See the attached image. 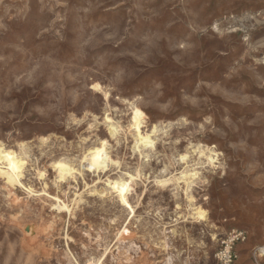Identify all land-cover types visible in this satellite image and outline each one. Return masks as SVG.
Instances as JSON below:
<instances>
[{"label":"rangeland","instance_id":"rangeland-1","mask_svg":"<svg viewBox=\"0 0 264 264\" xmlns=\"http://www.w3.org/2000/svg\"><path fill=\"white\" fill-rule=\"evenodd\" d=\"M0 148V264H264V0H0Z\"/></svg>","mask_w":264,"mask_h":264},{"label":"bare ground","instance_id":"bare-ground-1","mask_svg":"<svg viewBox=\"0 0 264 264\" xmlns=\"http://www.w3.org/2000/svg\"><path fill=\"white\" fill-rule=\"evenodd\" d=\"M111 126V125H110ZM117 126V125H116ZM118 127V126H117ZM113 128V127H112ZM111 128V129H112ZM114 129V128H113ZM141 139H138L137 141L139 142ZM136 141V142H137ZM136 146V145H135ZM104 147H95L92 150H90L85 156H83V158L81 159L80 163H79V169L83 168H88L89 170H94V171H99V170H103L106 168V166L108 165L109 162H107L106 160H104L103 158L99 159V157L96 158L97 154L100 153L101 151H103ZM137 148V147H136ZM144 150V148L142 149ZM145 151V150H144ZM143 151V152H144ZM210 153V152H208ZM0 154L2 157H0V172L2 175H4L5 177H10L12 179H14V184L18 185L20 188H24V186L21 184L20 182V172L17 171V169H19V167L21 166L20 164H17L16 162H19L20 160H18V158L16 156L14 157H9L1 148H0ZM205 154V153H204ZM203 154V155H204ZM212 154V153H211ZM207 156V159L209 160L210 158H212V155ZM200 155V153L198 154ZM201 156V155H200ZM199 156V157H200ZM202 157V156H201ZM2 158H4L6 160V164H3L2 162ZM205 158V156H204ZM205 159H203L204 161ZM210 161V160H209ZM202 162V161H201ZM205 162V161H204ZM202 162V163H204ZM201 163V165H203ZM198 164V163H197ZM206 164V163H205ZM53 166L55 169H57L58 171V176L60 179H65L67 177L72 176L76 170L72 167V165H70V163L68 162V160H59L53 163ZM194 166V165H193ZM191 167V166H190ZM188 168V167H187ZM106 170V169H105ZM80 173V172H79ZM81 174V173H80ZM79 174V175H80ZM192 174V170H185L182 175L180 176V179L182 180H186L188 178L191 177ZM195 174V173H194ZM187 182V181H186ZM7 185V184H5ZM7 187L9 188V185H7ZM190 188V187H189ZM77 191V190H76ZM66 197V196H65ZM78 198V195H75V198L73 199V203L76 202ZM57 208V207H56ZM58 210H65L69 211L68 206L65 203H59L58 205ZM123 230V229H122ZM153 244V243H152ZM147 248V247H146ZM102 259V258H101ZM100 261L94 263V262H88L86 264H98Z\"/></svg>","mask_w":264,"mask_h":264},{"label":"built area","instance_id":"built-area-1","mask_svg":"<svg viewBox=\"0 0 264 264\" xmlns=\"http://www.w3.org/2000/svg\"><path fill=\"white\" fill-rule=\"evenodd\" d=\"M247 240V233L241 230H232L227 233L220 241L215 252L216 264H235L238 256L235 250L237 245L244 244ZM264 256V248H254L251 257Z\"/></svg>","mask_w":264,"mask_h":264},{"label":"snow or ice","instance_id":"snow-or-ice-1","mask_svg":"<svg viewBox=\"0 0 264 264\" xmlns=\"http://www.w3.org/2000/svg\"><path fill=\"white\" fill-rule=\"evenodd\" d=\"M202 218V217H201Z\"/></svg>","mask_w":264,"mask_h":264}]
</instances>
